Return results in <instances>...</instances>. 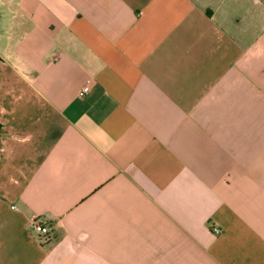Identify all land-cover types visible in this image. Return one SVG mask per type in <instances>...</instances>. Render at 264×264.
Returning <instances> with one entry per match:
<instances>
[{"label": "crops", "instance_id": "obj_1", "mask_svg": "<svg viewBox=\"0 0 264 264\" xmlns=\"http://www.w3.org/2000/svg\"><path fill=\"white\" fill-rule=\"evenodd\" d=\"M0 264H264V0H0Z\"/></svg>", "mask_w": 264, "mask_h": 264}, {"label": "built area", "instance_id": "obj_2", "mask_svg": "<svg viewBox=\"0 0 264 264\" xmlns=\"http://www.w3.org/2000/svg\"><path fill=\"white\" fill-rule=\"evenodd\" d=\"M87 91H88V87L86 86L80 91V93L78 95L81 96L84 93H86ZM14 208L15 207H13V209ZM29 228H30V231L33 234H35L40 241L44 242L45 240L48 239L49 234H50V226L40 222L37 217H33L30 220ZM210 230L214 236L221 235V233H222L221 229L218 228L217 226H214V225H212L210 227Z\"/></svg>", "mask_w": 264, "mask_h": 264}]
</instances>
